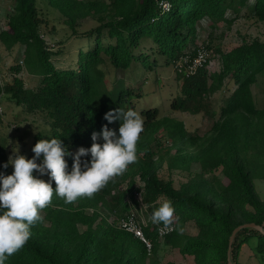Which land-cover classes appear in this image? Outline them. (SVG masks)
<instances>
[{
    "label": "trees",
    "instance_id": "obj_1",
    "mask_svg": "<svg viewBox=\"0 0 264 264\" xmlns=\"http://www.w3.org/2000/svg\"><path fill=\"white\" fill-rule=\"evenodd\" d=\"M167 1L168 10H163L158 0L86 4L79 0H49L69 18H74L84 5L107 9L111 14L107 21L75 36L85 38L89 44L80 46L69 59V64L75 60L76 65L57 68L41 37L44 21L39 17L36 0H13L7 26L0 30V42L8 49L22 46L20 56L28 72L38 75L40 82L34 89L26 88L15 75L12 82L0 83V102L8 100L27 112L37 111L44 116L47 126L44 132L34 135L35 143L56 137L69 152L90 147L93 131L99 132L102 125L111 129L119 126L118 121L109 124L104 113L132 109L133 99L149 94L148 75L153 74L155 79L160 65L172 64L180 80L171 103L173 109L209 112V97L229 85L233 87L207 135L190 134L180 122H173L166 131L174 142L198 147L183 155V168L191 176L187 183L176 189L170 180L159 178L155 167L146 161L136 169L144 183L142 188L131 180L125 190L120 189V176H116L91 198L75 205L65 203L54 193L51 203L40 210L43 219L32 226L28 242L6 264H157L156 260L148 262V255L157 251L158 224L151 220L144 228L152 242L150 252L139 238L114 224L128 211L126 197L132 198L134 190L142 191L149 213L158 206L160 197L171 200L175 228L163 238L164 242L192 256L193 264H227L228 239L240 224L254 222L264 230V199L258 197L252 182L254 177L264 179V107L256 106L252 92V86L264 79V41L243 38L227 51L216 49L220 57L216 71L207 70L212 56L209 46L195 43L201 29H213L222 21L230 24L248 6L249 16L264 20V0ZM201 45L209 52L206 62L194 73L179 70L177 63L184 57H195ZM105 66L113 71L110 79L103 70ZM11 68L15 73L20 71L18 64ZM156 112V108L140 111L143 132L153 130ZM97 142L102 141L98 138ZM250 147L254 149L251 158L241 154ZM141 149L142 144L137 143V154ZM4 159L1 150L0 163ZM65 160L70 170L72 159L67 156ZM192 163L200 169L194 176L188 169ZM217 170L226 182L216 177ZM125 176L123 173L121 178ZM87 204L96 208L100 205L115 217L109 221L98 210L87 214L83 210ZM186 222L195 224L194 235L181 231ZM78 225L83 229L79 230ZM251 239L256 241L255 254L264 257V233L241 228L230 249L233 264H241L240 251Z\"/></svg>",
    "mask_w": 264,
    "mask_h": 264
},
{
    "label": "rangeland",
    "instance_id": "obj_2",
    "mask_svg": "<svg viewBox=\"0 0 264 264\" xmlns=\"http://www.w3.org/2000/svg\"><path fill=\"white\" fill-rule=\"evenodd\" d=\"M83 3L91 1L110 0H79ZM13 0H0V30L6 28L7 17L12 13ZM39 17L44 21L41 28V37L45 41L46 49L51 52L49 59L57 68L75 66V60L69 64V59L77 52L80 46H88L85 38L75 37L81 35L83 31L91 29L100 23L110 19L109 10L103 8H92L83 6L82 10L74 14V18H69L64 15L57 7L53 6L49 0H36ZM251 12L250 6L242 8L237 18L232 23L219 22L213 29H201L196 36L195 43H206L211 49V59L207 67L208 71H216L219 69L220 57L216 49L227 51L241 42L243 38L259 39L264 41V20H256L249 16ZM229 16V14H227ZM231 16V15H230ZM76 31V33H74ZM148 44V42H147ZM22 46H13L8 49L0 42V83L12 82L16 75L21 78L26 88L34 89L39 85V76L29 73L24 60L22 59ZM19 65L20 71L15 73L11 68L14 65ZM106 72L108 79L111 78L113 71L105 66L103 69ZM138 69V73H139ZM138 73L137 79L139 78ZM172 64L160 65L157 68V74L154 79L153 74L148 75L150 83L149 94L146 97L132 100V109L139 112L142 109L156 108V117L153 124V130L149 133L146 131L140 134L138 144H142L143 149L137 154V159L130 164L126 171V176L121 178L119 175L118 186L120 189H126L129 182L132 180L134 186L143 187L144 183L140 178L136 169L140 164H146L148 161L152 167H155L158 177L164 181L170 180L173 187L178 189L183 183H187L190 179L188 170L184 167L183 155L186 152L196 151L197 146L191 148L190 145H181L174 142L166 131L170 128L173 122H180L186 131L193 135L201 137L207 135L215 120L219 117V110L223 104V100L229 95L232 85L216 91L208 99L209 112L200 111L191 113L171 108L173 97L178 91L180 80L177 78ZM254 101L257 107H264V79L259 80L252 86ZM130 105V106H131ZM47 120L44 116L35 111L27 112L21 106H16L8 100L0 102V151L4 153V160L0 164L7 162L8 157L13 155V151L18 149V153L26 158H31L34 153V135L41 131L44 132L47 126ZM148 149V150H146ZM242 149V148H241ZM254 149L250 147L245 153L241 154L251 158ZM264 162V156L261 158ZM39 163V159L36 161ZM192 175L199 173V165L192 163L189 168ZM0 172L5 175L11 174L12 167L9 165L7 169L0 168ZM216 177L221 182H226V178L220 170L215 173ZM46 179L48 177L45 175ZM206 177L210 178L211 174ZM198 178V177H196ZM254 189L261 199H264V179L254 177L252 179ZM141 199L142 191H140ZM86 197L78 198L74 201V205L83 201ZM165 197H160V202ZM145 203V202H144ZM146 204V203H145ZM150 206V205H149ZM83 210L90 214L93 211H99L109 221L115 216H110L107 210H103L102 206L94 207L92 204H87ZM146 213L148 205L146 204ZM117 219V218H116ZM46 224V223H45ZM79 230L83 226L78 225ZM181 231L188 235H194L197 231L193 222H186L181 226ZM158 246L155 255H148V262L156 260L157 264H165L168 261L175 264H193V258L190 255H183L178 248H173L164 242V239H157ZM256 241L251 239L249 244H244L239 254L241 264H264V257L255 254L254 245Z\"/></svg>",
    "mask_w": 264,
    "mask_h": 264
},
{
    "label": "clouds",
    "instance_id": "obj_3",
    "mask_svg": "<svg viewBox=\"0 0 264 264\" xmlns=\"http://www.w3.org/2000/svg\"><path fill=\"white\" fill-rule=\"evenodd\" d=\"M108 123L118 121L117 129L102 125L91 133V146L69 152L59 138L40 139L26 158L16 148L0 168L12 167L11 174L0 172V264L18 252L30 239L31 228L42 221L53 194L72 203L91 198L113 177L123 174L137 159V142L144 130V117L137 111L118 108L104 113ZM98 138L102 142H97ZM72 159L69 170L65 157ZM89 157L87 160L83 157ZM39 159V163L36 161ZM47 176L48 180L41 177ZM53 182L55 187H53ZM170 199H162L150 217L154 224L169 227L174 216Z\"/></svg>",
    "mask_w": 264,
    "mask_h": 264
},
{
    "label": "built area",
    "instance_id": "obj_4",
    "mask_svg": "<svg viewBox=\"0 0 264 264\" xmlns=\"http://www.w3.org/2000/svg\"><path fill=\"white\" fill-rule=\"evenodd\" d=\"M158 4L163 10H168L170 3L167 0H158ZM209 52L201 45L197 50L195 57H184L178 63V69H184L186 73H194L196 69L202 66L207 58ZM128 204V211L116 219L114 223L118 228L132 233L134 236L139 238L145 245L148 252L152 248L151 240L145 235L144 228L147 227L151 221V217L146 213V204L141 199L140 190H134L132 198L126 197ZM175 228L172 223L169 227H164L162 224L157 225L156 233L158 239H163L166 235L170 234Z\"/></svg>",
    "mask_w": 264,
    "mask_h": 264
},
{
    "label": "water",
    "instance_id": "obj_5",
    "mask_svg": "<svg viewBox=\"0 0 264 264\" xmlns=\"http://www.w3.org/2000/svg\"><path fill=\"white\" fill-rule=\"evenodd\" d=\"M246 227L254 228V229L258 230L259 232L264 233V230H263L262 226L259 225V224L254 223V222H247V223H243V224H240V225L236 226L232 230V232H231V234L229 236V239H228V248H227V260H228V262H227V264H233L230 261V249H231L232 242H233V239H234V236H235L236 232L238 230H240L241 228H246Z\"/></svg>",
    "mask_w": 264,
    "mask_h": 264
}]
</instances>
